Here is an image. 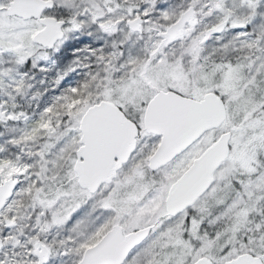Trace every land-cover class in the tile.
<instances>
[{
	"label": "snow or ice",
	"instance_id": "obj_1",
	"mask_svg": "<svg viewBox=\"0 0 264 264\" xmlns=\"http://www.w3.org/2000/svg\"><path fill=\"white\" fill-rule=\"evenodd\" d=\"M0 264H264V0H0Z\"/></svg>",
	"mask_w": 264,
	"mask_h": 264
}]
</instances>
